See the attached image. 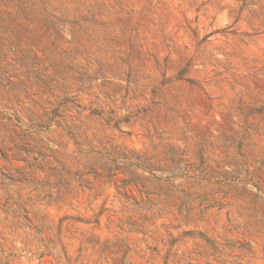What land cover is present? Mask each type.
<instances>
[{"label":"rangeland","instance_id":"1","mask_svg":"<svg viewBox=\"0 0 264 264\" xmlns=\"http://www.w3.org/2000/svg\"><path fill=\"white\" fill-rule=\"evenodd\" d=\"M0 264H264V0H0Z\"/></svg>","mask_w":264,"mask_h":264}]
</instances>
